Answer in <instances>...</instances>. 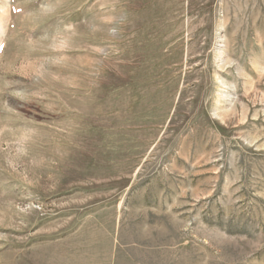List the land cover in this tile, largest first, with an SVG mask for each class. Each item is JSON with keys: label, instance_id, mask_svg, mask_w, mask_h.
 Segmentation results:
<instances>
[{"label": "rangeland", "instance_id": "1", "mask_svg": "<svg viewBox=\"0 0 264 264\" xmlns=\"http://www.w3.org/2000/svg\"><path fill=\"white\" fill-rule=\"evenodd\" d=\"M0 264H264V0H0Z\"/></svg>", "mask_w": 264, "mask_h": 264}, {"label": "bare ground", "instance_id": "2", "mask_svg": "<svg viewBox=\"0 0 264 264\" xmlns=\"http://www.w3.org/2000/svg\"><path fill=\"white\" fill-rule=\"evenodd\" d=\"M223 53V52H222ZM223 66V65H222ZM225 83V82H224ZM226 84V83H225ZM223 94V93H222ZM220 99V98H219Z\"/></svg>", "mask_w": 264, "mask_h": 264}]
</instances>
